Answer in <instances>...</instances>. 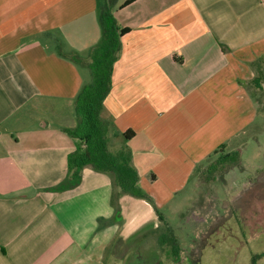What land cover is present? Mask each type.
<instances>
[{"label": "crops", "instance_id": "obj_1", "mask_svg": "<svg viewBox=\"0 0 264 264\" xmlns=\"http://www.w3.org/2000/svg\"><path fill=\"white\" fill-rule=\"evenodd\" d=\"M125 1L114 16L130 32L102 115L168 220L163 208L197 167L255 120L249 90L264 72V0ZM103 3L0 0V264H93L104 235L128 242L160 224L129 195L115 217L112 179L90 166L77 188L48 190L67 175L76 144L63 130L76 126L75 100L91 79L56 39L87 56L101 38Z\"/></svg>", "mask_w": 264, "mask_h": 264}, {"label": "rangeland", "instance_id": "obj_2", "mask_svg": "<svg viewBox=\"0 0 264 264\" xmlns=\"http://www.w3.org/2000/svg\"><path fill=\"white\" fill-rule=\"evenodd\" d=\"M249 92L256 101L255 120L226 144L228 152L241 151V163L206 185L195 171L163 208L181 247L189 251L190 260L187 255L181 264H264V83L262 91L250 87ZM152 227L140 229L143 233L136 232L128 242L107 243L104 235L101 258L93 264H157L159 246L150 238ZM161 260L173 264L164 256Z\"/></svg>", "mask_w": 264, "mask_h": 264}, {"label": "trees", "instance_id": "obj_3", "mask_svg": "<svg viewBox=\"0 0 264 264\" xmlns=\"http://www.w3.org/2000/svg\"><path fill=\"white\" fill-rule=\"evenodd\" d=\"M134 1L136 0H127L121 7ZM116 6L117 0H104L101 5L99 10L101 38L99 43L89 50L87 56L74 51L65 52L62 43L56 39L58 53L72 63L88 69L91 79L84 85L75 100L76 126L63 130L76 144L75 150L68 157L67 175L57 186L48 190L63 192L77 188L82 182V172L87 166L92 167L96 172L110 175L112 179L111 204L115 210V217L120 216V198L124 195L148 202L154 208L162 224L150 228L151 236H149L153 238L152 241L157 242V248L159 246L156 252L159 259L156 263L163 264L161 259L164 256L173 264H181L187 255L190 260L189 251L181 247L175 235V228L163 216L152 196L141 188L140 176L134 165L131 149L125 145L112 143L111 122L102 115L104 102L112 88L114 65L121 55L122 37L130 32V28L121 26L116 20L114 16ZM263 83L264 72H261L251 85L256 91H262ZM123 135L127 139L130 138L129 132ZM216 155L217 159L212 161ZM240 163L241 151L228 152L224 144L197 167L196 176L204 185L210 184ZM206 164L207 166L202 168ZM102 221L104 220L100 219L102 226L109 223ZM137 233L135 235L140 236L143 232Z\"/></svg>", "mask_w": 264, "mask_h": 264}]
</instances>
